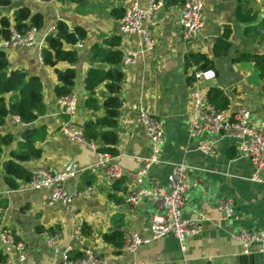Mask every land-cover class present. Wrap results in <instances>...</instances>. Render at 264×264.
Instances as JSON below:
<instances>
[{"label":"crops","instance_id":"crops-1","mask_svg":"<svg viewBox=\"0 0 264 264\" xmlns=\"http://www.w3.org/2000/svg\"><path fill=\"white\" fill-rule=\"evenodd\" d=\"M16 1V0H14ZM132 0H50L48 2H23L32 13H41L44 27L38 31L36 42L29 47L6 51L11 70L19 69L28 75L38 76L43 84L45 109L31 125L16 123L11 119L0 129L10 133L14 142L5 147L0 157V211L2 227L23 242L26 249L22 261L17 252L2 253L1 264H63L47 244L44 232L51 229L60 234L57 247L60 252H71L80 259L87 253L99 257L102 264H264V248L251 246L244 253L235 239L241 231L264 233V170L253 180L256 170L250 159L238 156L237 142L209 134L191 136L189 132L190 99L194 82L190 83L191 68L186 66L190 53L204 54L213 61L215 78L201 82L206 95L212 88L221 90L229 100L224 110L246 108L251 112V123L264 133V79L255 65L243 56L264 55V0H207L203 11V31L189 44L182 41L180 13L182 6L165 7L162 2L155 15L145 22L146 29L156 40L153 51L138 58L135 65L120 69L125 75L121 91L120 114L115 129L119 143L114 164L122 172L117 180H105L99 165V156L87 146L70 140L60 131L69 120L83 126L88 120L104 116V112L86 109L88 92L85 79L94 68H109L94 59L93 49L105 51L112 48L107 41L120 40L117 50L136 49L138 36H126L118 30L116 13L129 7ZM142 8L149 0H138ZM22 3V4H23ZM13 20L14 10L6 11ZM59 21L70 30L81 27L87 31L84 41L66 45L75 50L78 60L74 65L59 63L57 69L69 67L76 70L73 95L77 102L74 117L61 114L55 88L59 85L56 70L46 66L41 57L42 48L50 30ZM229 28L230 48L222 58L214 56L213 47ZM109 93L103 85L95 91L100 102ZM207 99V96H206ZM212 104V103H211ZM144 108L162 124L164 144L157 158L140 181L130 176L145 168V161L153 155L152 145L144 127L137 121L138 111ZM223 110V111H224ZM46 128V137L35 143L40 148V159L19 162L28 171L46 168L52 172L76 170V176L60 184L74 193L92 187V197H77L70 209L61 204L50 205V192L46 190H11L5 180L3 166L10 160L12 150H20L22 135L28 129ZM105 130H110L106 128ZM218 141L216 155L208 156L198 151L203 143ZM188 169L192 188L183 210L184 219L197 222L201 231L186 241L184 252L173 234L142 245L135 254L104 241L103 236L113 232L151 237V222L156 214L153 201L141 202L133 211L125 205V198L137 187L150 188L157 182L167 189L168 176L176 165ZM233 202L234 215L224 219L219 211L220 202ZM90 234H86V232ZM246 257V259L244 258Z\"/></svg>","mask_w":264,"mask_h":264},{"label":"built area","instance_id":"built-area-1","mask_svg":"<svg viewBox=\"0 0 264 264\" xmlns=\"http://www.w3.org/2000/svg\"><path fill=\"white\" fill-rule=\"evenodd\" d=\"M23 2L42 3L41 0H18ZM207 0H186L180 13L182 27V41L185 44L194 42L202 33L203 11ZM160 0H149L148 7L142 8L138 0H132L126 9L124 16L119 20L118 30L120 34L126 36H138L140 39L136 44V49H125L123 51V64L127 66L135 65L138 58L154 50L156 40L146 29L145 22L152 18L155 13L162 8ZM56 29L52 27L50 33ZM36 28L29 29L25 34L11 29V36L7 40L0 41V50L9 51L14 48L29 47L35 44L38 34ZM191 73L195 77L194 89L190 99V122L189 132L191 136L209 134L221 138H229L237 142L238 156L250 159L255 167L253 180H258V175L264 170V133L251 123V112L246 108H239L236 111H219L206 99V89L201 82L210 81L215 78L213 71H198L192 66ZM61 114L72 118L77 110V102L74 95L61 98L59 100ZM12 120L20 123L17 117ZM137 121L144 127L145 134L149 139L154 155L145 161V168L136 174H132V179L140 181L151 164H158L160 161L157 154L164 144V132L161 122L146 109L138 111ZM61 133L72 141L79 142L87 146L99 156V167L103 170L105 180H117L122 177V172L114 164V156L102 153L94 143H90L84 136L82 126L75 125L71 120L67 121L60 129ZM218 141L203 143L198 151L204 155L213 156L218 153ZM76 176V170L68 169L63 172H52L46 168L37 169L30 182L24 183L21 189L24 191L46 190L50 192V205L61 204L64 208L70 209L73 201L77 197H92V187L69 193L60 184ZM192 188L189 180L188 169L185 165H176L168 176L167 189L161 187L153 181L150 188L137 187L125 198V205L133 211L141 202L145 200L153 201L156 206V214L151 222V237L141 238L137 234L125 236L124 249L131 254H135L144 244L173 234L181 245V249L187 250L186 241L201 231L200 225L195 221L184 219L183 210L188 200V193ZM219 211L224 219H230L234 215L233 202L224 199L220 202ZM44 236L47 244L54 250L56 257H61L63 264H102L99 257L93 253H87L85 257L73 259L70 251L60 252L57 247L60 234L56 231L52 233L45 231ZM235 239L243 246L244 253L248 254L251 246L260 245L264 248V233L241 231ZM0 240L2 243V253L9 254L17 252L20 259H25V245L17 241L15 237L2 231L0 228ZM1 264V262H0ZM135 264V263H130ZM208 264H215L209 261Z\"/></svg>","mask_w":264,"mask_h":264},{"label":"trees","instance_id":"trees-1","mask_svg":"<svg viewBox=\"0 0 264 264\" xmlns=\"http://www.w3.org/2000/svg\"><path fill=\"white\" fill-rule=\"evenodd\" d=\"M14 0H0V41L7 40L11 36V29L25 34L29 29L36 28L41 30L44 27V18L41 13H32L31 9L22 4L21 7L14 10V17L11 20L7 15L5 8L9 7ZM48 2L50 0H41ZM122 1V0H120ZM164 1L165 7L180 5L183 7L186 0H160ZM125 14L124 10H119L116 17L121 19ZM229 28L223 34L213 47L216 58L226 57L230 48ZM87 37V31L84 28L76 27L70 30L69 26L62 21L56 24V29L46 38V45L42 48L41 57L43 63L51 68H55L59 85L55 88V95L61 99L73 94L76 80V70L69 67L64 71L57 69L59 63H68L74 65L78 60V53L75 50H67L66 45H75L84 41ZM107 45L112 49L105 51L99 46L93 49L94 59L98 63L108 65L109 68H94L90 70L85 79V86L88 96L85 100L86 109L94 112L103 111L104 116L94 120H88L83 124L84 136L90 143L97 145L102 153H108L112 156L118 154L117 146L119 143L118 135L113 129L116 128L118 116L120 114L121 101L118 97L125 75L120 69L123 62V54L117 50L120 40L117 38L107 41ZM243 60L254 63L261 79H264V55L243 56ZM186 66L189 69L192 66L198 71H210L213 68V61L204 54L190 53L186 57ZM189 82H195L194 75L191 74ZM103 85L110 97H106L102 102L94 95L99 86ZM208 102L212 103L219 111H223L229 106V100L225 94L216 88H212L207 94ZM43 84L41 79L35 75H28L25 71L19 69L11 70L9 60L5 51L0 50V129L4 128L8 120L17 117L20 123L31 125L39 115L44 112ZM110 128V130H105ZM46 128L39 127L26 130L23 135V142L20 150L10 152V160L3 166L4 180L11 190H18L24 183L30 182L33 173L28 171L19 162L25 163L40 159L42 151L36 147L35 143L43 141L46 137ZM14 142L12 134L0 133V157L5 147H10ZM0 211V228L2 227ZM52 231L49 230H41ZM86 234L90 232L85 231ZM18 241V238L15 237ZM105 242L112 244L116 249H123L124 234L122 232H113L103 236ZM74 259V258H73ZM5 257L0 254V262Z\"/></svg>","mask_w":264,"mask_h":264},{"label":"water","instance_id":"water-1","mask_svg":"<svg viewBox=\"0 0 264 264\" xmlns=\"http://www.w3.org/2000/svg\"><path fill=\"white\" fill-rule=\"evenodd\" d=\"M21 6H22V2L16 0V1H13L9 7L5 8V11L11 12L13 10L18 9ZM106 96L110 97V93H107ZM244 258L246 259V257H244Z\"/></svg>","mask_w":264,"mask_h":264}]
</instances>
